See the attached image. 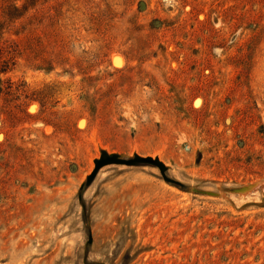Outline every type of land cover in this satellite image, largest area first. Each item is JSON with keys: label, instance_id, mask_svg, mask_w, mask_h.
<instances>
[{"label": "rangeland", "instance_id": "rangeland-1", "mask_svg": "<svg viewBox=\"0 0 264 264\" xmlns=\"http://www.w3.org/2000/svg\"><path fill=\"white\" fill-rule=\"evenodd\" d=\"M0 264H264V0H0Z\"/></svg>", "mask_w": 264, "mask_h": 264}, {"label": "bare ground", "instance_id": "bare-ground-1", "mask_svg": "<svg viewBox=\"0 0 264 264\" xmlns=\"http://www.w3.org/2000/svg\"><path fill=\"white\" fill-rule=\"evenodd\" d=\"M113 64L116 66H121L122 65V59L120 57H114L113 58Z\"/></svg>", "mask_w": 264, "mask_h": 264}, {"label": "water", "instance_id": "water-1", "mask_svg": "<svg viewBox=\"0 0 264 264\" xmlns=\"http://www.w3.org/2000/svg\"><path fill=\"white\" fill-rule=\"evenodd\" d=\"M142 160H144V161H149V159H142ZM253 185H256L255 183H252L250 186H247V187H251V186H253Z\"/></svg>", "mask_w": 264, "mask_h": 264}]
</instances>
